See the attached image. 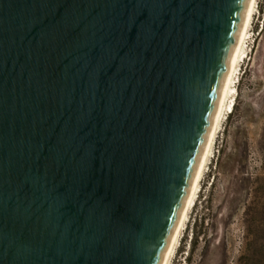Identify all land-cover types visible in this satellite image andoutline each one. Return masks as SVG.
I'll return each mask as SVG.
<instances>
[{
    "label": "water",
    "instance_id": "water-1",
    "mask_svg": "<svg viewBox=\"0 0 264 264\" xmlns=\"http://www.w3.org/2000/svg\"><path fill=\"white\" fill-rule=\"evenodd\" d=\"M249 0H0V264H162Z\"/></svg>",
    "mask_w": 264,
    "mask_h": 264
},
{
    "label": "rangeland",
    "instance_id": "rangeland-1",
    "mask_svg": "<svg viewBox=\"0 0 264 264\" xmlns=\"http://www.w3.org/2000/svg\"><path fill=\"white\" fill-rule=\"evenodd\" d=\"M256 9L233 110L172 264H264V0Z\"/></svg>",
    "mask_w": 264,
    "mask_h": 264
},
{
    "label": "bare ground",
    "instance_id": "bare-ground-1",
    "mask_svg": "<svg viewBox=\"0 0 264 264\" xmlns=\"http://www.w3.org/2000/svg\"><path fill=\"white\" fill-rule=\"evenodd\" d=\"M257 4H258V0H249L247 11L242 23L240 36L234 51L232 66L220 95V99L216 110L215 121L211 127L208 139L205 144V148L199 165L197 176L193 181V184L189 190L186 203L183 207V210L181 212L178 221L176 232L169 247L168 254L164 258L162 264H172V260L178 248V244L180 242L182 232L185 229L187 222L189 221V215L191 213V210L195 206L196 200L198 198L201 183L205 175V172L207 171V168H209V165L212 163V160L215 157V146L217 143V138L221 131V127L223 125V121L226 118V116L229 113H231L233 110L234 103L232 101V96L234 93H236L235 87H236V79L238 75L237 70L240 66V62L243 61V58H245V54L247 52L246 51L248 48L247 38L250 33V26L252 23V19L257 10L256 9Z\"/></svg>",
    "mask_w": 264,
    "mask_h": 264
}]
</instances>
